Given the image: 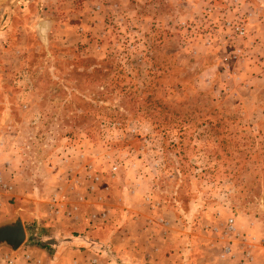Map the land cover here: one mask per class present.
Wrapping results in <instances>:
<instances>
[{
  "label": "rangeland",
  "instance_id": "374dc122",
  "mask_svg": "<svg viewBox=\"0 0 264 264\" xmlns=\"http://www.w3.org/2000/svg\"><path fill=\"white\" fill-rule=\"evenodd\" d=\"M16 216L0 264H264V0H0Z\"/></svg>",
  "mask_w": 264,
  "mask_h": 264
},
{
  "label": "water",
  "instance_id": "95a60500",
  "mask_svg": "<svg viewBox=\"0 0 264 264\" xmlns=\"http://www.w3.org/2000/svg\"><path fill=\"white\" fill-rule=\"evenodd\" d=\"M46 27V21H41L38 24L40 34L43 36ZM25 237V228L19 216L0 222V247H7L11 251H15L22 245Z\"/></svg>",
  "mask_w": 264,
  "mask_h": 264
},
{
  "label": "built area",
  "instance_id": "2783aa9c",
  "mask_svg": "<svg viewBox=\"0 0 264 264\" xmlns=\"http://www.w3.org/2000/svg\"><path fill=\"white\" fill-rule=\"evenodd\" d=\"M10 262V261H9Z\"/></svg>",
  "mask_w": 264,
  "mask_h": 264
}]
</instances>
